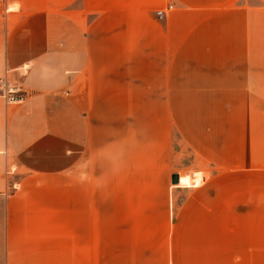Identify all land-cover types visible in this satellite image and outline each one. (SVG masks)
Here are the masks:
<instances>
[{
  "label": "crops",
  "instance_id": "1",
  "mask_svg": "<svg viewBox=\"0 0 264 264\" xmlns=\"http://www.w3.org/2000/svg\"><path fill=\"white\" fill-rule=\"evenodd\" d=\"M0 78L27 92L0 94V264H226L222 236L101 213L132 207L100 201V130L155 114L158 144L175 94L222 93L264 136V0H0Z\"/></svg>",
  "mask_w": 264,
  "mask_h": 264
},
{
  "label": "rangeland",
  "instance_id": "2",
  "mask_svg": "<svg viewBox=\"0 0 264 264\" xmlns=\"http://www.w3.org/2000/svg\"><path fill=\"white\" fill-rule=\"evenodd\" d=\"M239 99L244 98L175 94L178 107L164 113L163 141L158 144L150 128L155 114L153 120L151 114L130 115L131 128L116 129L110 138L109 130L101 129L100 201L132 207L101 213L142 216L156 223L160 221L150 220L168 218L181 233L222 236L226 264H264V136L251 137L247 104ZM260 116L264 127V103ZM84 168V182L91 185L88 154ZM175 173L180 174L179 184L172 183ZM213 258L219 257L213 253Z\"/></svg>",
  "mask_w": 264,
  "mask_h": 264
},
{
  "label": "built area",
  "instance_id": "3",
  "mask_svg": "<svg viewBox=\"0 0 264 264\" xmlns=\"http://www.w3.org/2000/svg\"><path fill=\"white\" fill-rule=\"evenodd\" d=\"M174 4H167L163 7L156 8L155 16L158 20H164L168 12L173 9ZM16 86L9 87L5 78H0V94L5 96L9 102H22L27 97V92L21 93ZM20 94V95H18Z\"/></svg>",
  "mask_w": 264,
  "mask_h": 264
},
{
  "label": "water",
  "instance_id": "4",
  "mask_svg": "<svg viewBox=\"0 0 264 264\" xmlns=\"http://www.w3.org/2000/svg\"><path fill=\"white\" fill-rule=\"evenodd\" d=\"M180 181V175L178 173H175L172 175V183L173 184H178Z\"/></svg>",
  "mask_w": 264,
  "mask_h": 264
},
{
  "label": "bare ground",
  "instance_id": "5",
  "mask_svg": "<svg viewBox=\"0 0 264 264\" xmlns=\"http://www.w3.org/2000/svg\"><path fill=\"white\" fill-rule=\"evenodd\" d=\"M180 182V181H179ZM179 184V183H178Z\"/></svg>",
  "mask_w": 264,
  "mask_h": 264
}]
</instances>
